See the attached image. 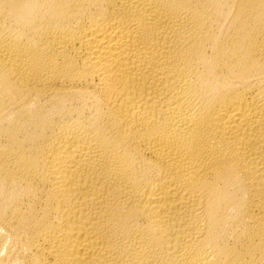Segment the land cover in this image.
Instances as JSON below:
<instances>
[{
    "label": "bare ground",
    "instance_id": "6f19581e",
    "mask_svg": "<svg viewBox=\"0 0 264 264\" xmlns=\"http://www.w3.org/2000/svg\"><path fill=\"white\" fill-rule=\"evenodd\" d=\"M0 264H264V0H0Z\"/></svg>",
    "mask_w": 264,
    "mask_h": 264
}]
</instances>
